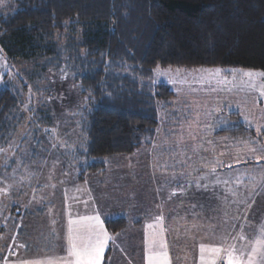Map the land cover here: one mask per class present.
Masks as SVG:
<instances>
[{
  "label": "trees",
  "instance_id": "1",
  "mask_svg": "<svg viewBox=\"0 0 264 264\" xmlns=\"http://www.w3.org/2000/svg\"><path fill=\"white\" fill-rule=\"evenodd\" d=\"M17 4V10L0 15V50L16 69L15 76L7 78H12L8 86H0V143L12 140L26 124L23 93L32 88L41 96L54 97L52 80L67 75L85 104L80 111L85 148L70 158L81 172L77 182H83L87 173L107 172V162L114 157H131L150 146L148 139L160 124L159 102L174 98L168 85H152L157 67L264 72V0H19ZM225 117L230 136L255 135L238 114ZM233 168L224 165V175L234 174ZM203 172V165L199 171L197 166L192 169ZM196 185L186 193L192 195ZM226 198L220 206L229 244L219 245L236 244L240 250L250 245L245 238L252 228L248 205L232 195ZM203 214L198 213L206 220ZM128 221L121 216L105 224L108 231L118 233ZM185 255L181 260L190 256L186 264H195L197 249Z\"/></svg>",
  "mask_w": 264,
  "mask_h": 264
},
{
  "label": "rangeland",
  "instance_id": "2",
  "mask_svg": "<svg viewBox=\"0 0 264 264\" xmlns=\"http://www.w3.org/2000/svg\"><path fill=\"white\" fill-rule=\"evenodd\" d=\"M18 1L0 0V15L17 10ZM6 58L0 50V86H8L12 78H7L14 77L16 72ZM247 72L254 75H244ZM260 73L264 72L223 67H157L154 70L152 85H168L174 98L159 102V127L148 139L150 146L134 156L147 158L148 162L140 167L144 165V169L150 168L151 172L160 171L161 166L173 170L174 177L180 179L169 181L170 177H165L166 183L175 184L177 194L182 191L183 195H170L171 204L195 201L206 218L203 220L198 215L196 222L185 218L189 222L186 224L182 213V225L169 227L170 251L176 255L174 264H186L190 256L183 260L181 257L192 248L197 249L201 264V246L224 250L233 246L219 245L222 241L229 244L224 208L220 206L229 195L248 205L246 213L252 228L245 237L250 245L243 248L250 247L264 227V75ZM51 76L54 75L49 74ZM63 77L52 80L54 97L41 96L32 88L23 93L22 112L26 114V124H30L20 127L12 140L0 143V264H63L70 259L67 241L61 242L60 213L64 197H68L72 210L76 211V204H79L77 212L89 214V217L99 210H91L93 200L88 198V190L95 189L97 193L101 186L110 182L113 196L125 195V170L130 164V155H120L107 162V172L102 175L108 182L89 173L84 175L87 184L76 181L81 172L70 158L85 148L80 124V111L85 104L67 75ZM231 112L238 114L255 135L240 139L230 136L225 116ZM38 119L47 122L42 124ZM34 120L36 125L31 124ZM202 165L203 173H192L194 166L199 171ZM224 165L234 167L230 170H234V174L224 175ZM143 177L140 175L139 180ZM196 183L197 193H186L190 185ZM198 184L205 188L201 189ZM150 187L147 186L145 192ZM50 203L56 205L57 221L46 217ZM99 204L94 202L96 208ZM113 204L110 200L108 209L111 210ZM234 246L236 248V244ZM110 253L107 249L106 259ZM235 254L239 255V249ZM211 256L210 252L204 253L205 260ZM220 256L227 261L225 251Z\"/></svg>",
  "mask_w": 264,
  "mask_h": 264
},
{
  "label": "crops",
  "instance_id": "3",
  "mask_svg": "<svg viewBox=\"0 0 264 264\" xmlns=\"http://www.w3.org/2000/svg\"><path fill=\"white\" fill-rule=\"evenodd\" d=\"M129 160L130 164L127 165V171L125 170V182H127L123 188L125 190V195L113 196L112 184L107 181L108 179L105 180L102 174H91L97 176L104 182H108L105 186H101L97 193L95 189L93 191L90 190V192L88 190L87 193L88 198L93 200L91 210H99L98 214L95 212L94 215L89 217L98 215L103 223L105 231L110 237L101 258V264H148V255L150 252L153 256H158L166 252L167 264H174L176 255L170 251L171 230L169 227L182 225L181 212H184V223L189 224V222H196L197 215L200 213L201 209H197V203L195 201H189L188 207L180 203L173 202L171 204V198H169V196H180V194H177L178 189H175V184L170 185V182L166 183L165 177H170L169 181L175 178V180L180 179L174 177L175 172H171L163 166H161L160 171L155 173L151 172L150 168L144 169V165L148 162V159L145 157H143V159H138L134 156L129 157ZM140 164L144 165L140 167ZM140 175L144 176L143 180H139ZM79 183L87 184L85 180ZM149 185H151L150 190L145 192L144 189ZM171 186H173V188H171ZM151 191L153 192L150 193ZM192 191H194L193 194L197 193L195 189ZM110 200L114 201V204L111 205V210L107 207L109 206ZM94 202H96V204H98V202L101 203V205L99 204L100 207L96 208ZM69 204L68 197H64L60 213L62 229L61 242L63 243H66V241L68 243L69 228L77 227L75 224L70 225L69 221H80L89 215L77 212L78 207H81L79 204H76V211L72 210L73 207ZM49 207V210L46 211V217L57 221L54 216L56 205L50 203ZM221 208H224V206ZM205 211H207L206 208ZM169 212L174 213V215L169 214ZM177 212L178 214H175ZM121 216H125L129 220L127 227L118 233H111L108 231L104 224L106 218L110 217L116 219ZM185 218H188L189 222L185 221ZM173 223L175 224L172 225ZM149 225H152V227L150 228ZM172 234L176 235L175 233ZM153 239L158 242L155 247H151ZM173 239L176 241L177 237H173ZM160 241L163 242L164 247L159 246ZM107 249L111 250V253L106 259ZM116 258L119 259L117 263L114 262ZM199 259L200 258H197L195 264H199ZM222 259L221 257L218 260Z\"/></svg>",
  "mask_w": 264,
  "mask_h": 264
},
{
  "label": "snow or ice",
  "instance_id": "4",
  "mask_svg": "<svg viewBox=\"0 0 264 264\" xmlns=\"http://www.w3.org/2000/svg\"><path fill=\"white\" fill-rule=\"evenodd\" d=\"M244 75L252 77L254 73L247 72ZM259 75H264L260 73ZM264 94V93H262ZM162 219V218H161ZM70 225L75 224L77 227L69 228L68 235V256L63 264H101V258L105 251V247L110 239L105 231L100 217H84L80 221H69ZM151 228L152 225H149ZM244 239L243 236L240 237ZM155 239L151 242V247L157 245ZM160 247H164L163 242H159ZM201 264H216L217 258L220 257L222 251L226 252V264H264V227L261 228L260 235L254 239L251 246L239 250L231 246L230 249L224 250L220 247L206 249L201 246ZM210 252L211 258L205 260L204 253ZM148 264H167V253L163 252L158 256H153L151 252L148 255Z\"/></svg>",
  "mask_w": 264,
  "mask_h": 264
},
{
  "label": "built area",
  "instance_id": "5",
  "mask_svg": "<svg viewBox=\"0 0 264 264\" xmlns=\"http://www.w3.org/2000/svg\"><path fill=\"white\" fill-rule=\"evenodd\" d=\"M219 264H225V262L221 261Z\"/></svg>",
  "mask_w": 264,
  "mask_h": 264
}]
</instances>
